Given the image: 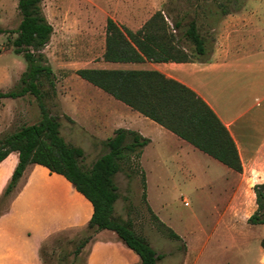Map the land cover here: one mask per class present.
I'll return each instance as SVG.
<instances>
[{"label": "rangeland", "instance_id": "1", "mask_svg": "<svg viewBox=\"0 0 264 264\" xmlns=\"http://www.w3.org/2000/svg\"><path fill=\"white\" fill-rule=\"evenodd\" d=\"M18 1L0 0L2 91L13 89L27 68L24 55L15 53L11 42L22 20ZM250 3L264 25V0H43V12L54 27L44 53L55 81L54 87L44 81V101L59 118L65 140L84 149L82 167L89 169L108 151L106 140L128 125L124 118L130 117L125 103L76 73L107 64L136 65L103 60L108 17L133 30L158 10L171 24L182 19L187 25L195 19L211 47L219 23ZM224 9L231 13L224 14ZM184 45L193 49L188 42ZM40 119L33 94L0 100V138ZM136 128L153 143L140 160L133 159L116 174L115 215L133 222L161 256L159 264H264V225L248 222L257 208V178L233 191L231 170L222 162L200 150L191 152L187 142L181 146L176 135L150 118L137 119ZM18 162V152H12L0 163V264H142L116 232L90 229L91 202L64 176L42 165H28L5 196ZM153 213L182 240L170 238ZM87 237L90 241L78 252Z\"/></svg>", "mask_w": 264, "mask_h": 264}, {"label": "trees", "instance_id": "2", "mask_svg": "<svg viewBox=\"0 0 264 264\" xmlns=\"http://www.w3.org/2000/svg\"><path fill=\"white\" fill-rule=\"evenodd\" d=\"M42 1H18L22 20L11 42L13 51L24 55L27 68L13 89L0 90V100L33 94L41 109L38 122L22 125L0 138V163L13 151L19 154V162L4 194H11L28 165H43L51 173L63 175L91 202L90 229L115 231L140 256L142 264H159L161 256L149 240L135 230L133 222L115 215L119 198L115 176L124 165L130 167L133 159L140 160L151 139L136 130L120 127L106 140L108 151L89 169L82 167L84 149L65 140L59 118L51 114L44 101V81L55 86L54 71L44 53L54 27L43 12ZM230 12L223 10L224 14ZM185 42L193 46L191 51ZM206 51V40L195 19L187 25H183L182 19L171 24L164 12L158 10L141 28L133 30L112 17L107 18L105 61L186 62L198 59ZM76 73L229 168L243 172V162L229 129L213 108L186 84L157 69L85 67ZM143 185L146 187L145 174ZM253 189L257 208L248 222L264 225V182L255 184ZM144 196L147 198L146 191ZM150 210L153 212L151 207ZM153 214L170 238L182 240L175 230ZM89 241L90 237L81 240L77 251ZM261 244L264 248V238Z\"/></svg>", "mask_w": 264, "mask_h": 264}, {"label": "crops", "instance_id": "3", "mask_svg": "<svg viewBox=\"0 0 264 264\" xmlns=\"http://www.w3.org/2000/svg\"><path fill=\"white\" fill-rule=\"evenodd\" d=\"M258 15L257 8L251 3L247 8L229 14L215 28L212 46L208 47L206 42V53L194 61L127 62L136 65L109 66L106 63L108 61L103 59L107 65L100 67L157 69L195 90L217 113L237 144L243 172L230 168L232 177H229V186L233 191L242 184L251 183L255 177L257 179L253 185L264 182V25L259 24ZM128 107L130 117L124 118L128 125H123V128L136 130L146 136L141 129H135L137 119L146 116ZM173 138L181 146L187 142L178 136ZM150 139L152 144L153 139ZM191 146V152L199 150Z\"/></svg>", "mask_w": 264, "mask_h": 264}, {"label": "built area", "instance_id": "4", "mask_svg": "<svg viewBox=\"0 0 264 264\" xmlns=\"http://www.w3.org/2000/svg\"><path fill=\"white\" fill-rule=\"evenodd\" d=\"M188 202L186 201V204H187Z\"/></svg>", "mask_w": 264, "mask_h": 264}]
</instances>
